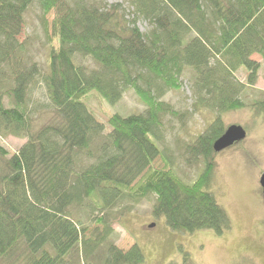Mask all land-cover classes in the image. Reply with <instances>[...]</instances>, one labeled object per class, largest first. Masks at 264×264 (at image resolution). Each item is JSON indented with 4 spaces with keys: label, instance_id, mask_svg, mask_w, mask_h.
Returning a JSON list of instances; mask_svg holds the SVG:
<instances>
[{
    "label": "trees",
    "instance_id": "16d2710c",
    "mask_svg": "<svg viewBox=\"0 0 264 264\" xmlns=\"http://www.w3.org/2000/svg\"><path fill=\"white\" fill-rule=\"evenodd\" d=\"M31 1L0 0V138L27 139L12 153L0 140V264H142L137 242L123 251L110 240L112 208L127 193L136 200L154 195L152 216L175 231L229 230V215L208 190L213 144L227 127L220 115L186 146L187 161L202 163L190 182L169 163L153 164L162 154L150 135L159 139L163 114H178L160 97L181 87L188 68L195 108L220 113L244 106L239 95L255 86L264 64V0H129L147 19L146 32L136 15L122 17L117 3L38 0L44 16L54 12L44 73L23 61L18 40ZM77 56L97 66L78 64ZM239 70L244 83L234 76ZM38 80L50 117L34 127L27 98ZM128 88L144 112L113 113L104 124L85 104L93 90L116 104ZM250 107L264 116L263 99ZM79 154L94 160L77 169ZM76 209L99 210L95 226L76 218ZM181 264H191L186 252Z\"/></svg>",
    "mask_w": 264,
    "mask_h": 264
},
{
    "label": "rangeland",
    "instance_id": "374dc122",
    "mask_svg": "<svg viewBox=\"0 0 264 264\" xmlns=\"http://www.w3.org/2000/svg\"><path fill=\"white\" fill-rule=\"evenodd\" d=\"M87 1L108 8L117 3L121 6L120 14L125 19H132L136 15L129 0ZM53 14L51 11L44 16L38 0H32L24 14V25L18 36V40L23 43V61L26 64L35 62L43 73L48 69L50 31L47 30V24H50ZM136 25L142 32L150 28L147 19L142 16H137ZM252 58L261 60L256 53ZM75 62L88 68L97 66L88 56H77ZM261 64L255 86H246L239 95L244 103L242 108L220 113L216 109L195 108L194 78L189 68L180 76L181 87L178 90L166 89L161 95L160 99L172 105L178 114L161 116L158 140L151 133V138L158 143L162 154L154 159L153 164L163 167L165 163H169L184 181H193L202 168L199 161L195 164L187 161L189 154L186 153V146L204 132L217 114L220 115L224 127L240 124L246 130V135L232 145L217 150L214 156L215 166L208 190L214 195L217 203L224 207L231 225L229 230L220 235L211 229H198L193 232L173 230L167 225L164 217L152 216V205L155 202V196L152 194L136 200L127 193L113 206L110 218L114 232L110 240L123 251L137 242L144 254L142 264H181L183 252L187 253L191 264H264V195L259 181L261 173L264 172V116L250 107L254 100H264V64ZM234 76L245 82V71L239 70ZM28 96L27 105L32 113V126L38 127L50 117L45 85L39 80L36 81L32 84ZM5 101L6 105H11L8 97ZM85 104L104 124L113 113L127 116L146 110V105L130 88L116 104H110L96 91H90ZM108 129L109 126L106 131ZM0 140L12 153L27 139L13 134H2ZM93 160L92 157L79 154L75 168L86 167ZM82 209H76L74 216L84 221L91 229L96 224L95 216L99 210L88 215ZM150 223L154 225L149 226Z\"/></svg>",
    "mask_w": 264,
    "mask_h": 264
},
{
    "label": "water",
    "instance_id": "95a60500",
    "mask_svg": "<svg viewBox=\"0 0 264 264\" xmlns=\"http://www.w3.org/2000/svg\"><path fill=\"white\" fill-rule=\"evenodd\" d=\"M246 135V130L240 124H230L225 128V131L220 135L213 144L214 151L226 148V146L241 140ZM261 192L264 195V172L261 173L260 178ZM154 223H150L149 226H153Z\"/></svg>",
    "mask_w": 264,
    "mask_h": 264
}]
</instances>
